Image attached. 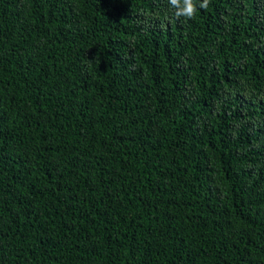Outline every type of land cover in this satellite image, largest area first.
I'll return each instance as SVG.
<instances>
[{
  "label": "trees",
  "instance_id": "obj_1",
  "mask_svg": "<svg viewBox=\"0 0 264 264\" xmlns=\"http://www.w3.org/2000/svg\"><path fill=\"white\" fill-rule=\"evenodd\" d=\"M0 0V264H264V0Z\"/></svg>",
  "mask_w": 264,
  "mask_h": 264
},
{
  "label": "clouds",
  "instance_id": "obj_2",
  "mask_svg": "<svg viewBox=\"0 0 264 264\" xmlns=\"http://www.w3.org/2000/svg\"><path fill=\"white\" fill-rule=\"evenodd\" d=\"M209 0H203V3L199 4L200 8H206ZM170 4L176 9L175 16L185 17L191 19L194 17L197 6L194 0H170Z\"/></svg>",
  "mask_w": 264,
  "mask_h": 264
}]
</instances>
